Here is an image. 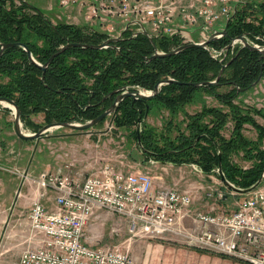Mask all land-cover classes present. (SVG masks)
I'll list each match as a JSON object with an SVG mask.
<instances>
[{
  "label": "trees",
  "instance_id": "16d2710c",
  "mask_svg": "<svg viewBox=\"0 0 264 264\" xmlns=\"http://www.w3.org/2000/svg\"><path fill=\"white\" fill-rule=\"evenodd\" d=\"M225 29L227 34L210 44L212 49L222 51L232 39L241 35L264 45V2L236 4ZM132 34L126 30L119 42L101 50L79 47L67 50L51 61L44 80L43 71L31 62L27 51L19 46L7 48L0 56V97L15 101L25 127L37 132L42 126L32 121L34 115L42 114L45 124L86 123L111 107L117 97L115 94L105 98L111 92L125 86L131 90L137 87L154 90L159 81L172 78L179 83L163 86L153 100L136 101L128 97L122 101L117 112L111 115L115 126L134 127L133 134L139 146L138 122L145 117L147 105L150 107L148 115L154 104L175 115L184 112L196 93L204 91L227 106L228 112L203 107L195 114L185 113V129L176 130L175 138L170 135L175 126L170 127L169 135H158L144 122L143 147L139 146L144 161L175 166L195 164L205 174H215L219 178L216 170L221 165L227 179L237 187L245 189L254 185L264 171V148L260 145L264 140V127L252 113H263L253 109L244 112L234 100L241 89L252 88L262 71L264 77L261 55L239 45L228 51L223 63L220 59L225 53L216 59L204 48H189L177 55L150 61L155 48L170 53L182 46L179 38L156 37L153 44L145 35L133 37ZM108 39V33L96 28L53 23L27 0H0V51L4 44L23 43L40 64L46 65L69 43L101 45ZM231 59L232 63L225 68L217 85L197 88L188 84L215 81ZM222 88L230 90L223 93L220 92ZM230 123L233 129L227 138L224 131ZM246 125L257 130L258 142L245 137ZM241 154L244 160L251 162L249 168L234 162V157Z\"/></svg>",
  "mask_w": 264,
  "mask_h": 264
},
{
  "label": "built area",
  "instance_id": "2783aa9c",
  "mask_svg": "<svg viewBox=\"0 0 264 264\" xmlns=\"http://www.w3.org/2000/svg\"><path fill=\"white\" fill-rule=\"evenodd\" d=\"M63 4L85 7V26L97 25L110 37L116 30L111 21L120 19L132 32L141 29L140 23L155 37H177L182 45L198 42L190 28L201 24L202 30H209L232 16L230 0H63ZM208 37L202 32L199 42ZM210 52L216 59L224 54ZM13 173L28 185L31 206L28 245L17 264H139L129 247L86 243V228L98 211L125 219L134 237L174 239L245 264H264V183L235 211L204 213L193 209L191 189L156 190L149 172L117 170L109 162L87 177L72 174L70 166L36 177L27 171ZM205 196L211 201L227 198L215 188ZM48 199L53 210L46 205Z\"/></svg>",
  "mask_w": 264,
  "mask_h": 264
},
{
  "label": "rangeland",
  "instance_id": "374dc122",
  "mask_svg": "<svg viewBox=\"0 0 264 264\" xmlns=\"http://www.w3.org/2000/svg\"><path fill=\"white\" fill-rule=\"evenodd\" d=\"M27 1L41 9L53 23L62 22L81 27L86 25L84 22L87 12L85 7L77 6L73 8L71 5L65 6L63 0ZM245 2L261 3L264 0H230L229 5L232 8V13L236 4ZM223 23H218L216 26L220 28ZM110 24L117 29L111 34L117 36L125 29L128 22L114 19ZM216 26L211 27L209 30H200L199 33L195 31L191 36L198 41L199 35L202 38V32H206L210 37L216 31L213 29ZM97 30L105 32L104 29L101 30L99 28ZM87 31L89 30L87 29ZM229 90V88H222L220 92L225 93ZM234 103L244 112L248 109L262 111L263 115L252 114L256 121L264 127V77L261 78L255 87L241 92L234 100ZM203 107L220 108L226 112L229 110L227 106L215 97L204 91H199L196 93L194 100L186 105L184 112L175 115H171L169 110L164 107L154 104V110L153 112L150 111L151 116L147 117L146 122L149 127L151 126L157 131L158 135L163 133L169 135L170 127L175 126V131L170 134L172 138H175L178 133L176 130L185 129L186 117L184 114H195L200 112ZM31 119L35 124L42 127L47 125L42 114L34 115ZM14 121L15 115L12 111L0 105V264H17L21 253L27 245L22 242L25 236L27 238L30 235L28 216L31 208L28 193L29 187L27 184L22 183L19 172L17 174L13 173L17 170L20 173L27 171L36 177L43 172H54L70 166L72 174L79 172L82 177H87L96 173L103 162H109L117 170L149 172L154 177V188L156 190L163 187H177L180 190L191 189L195 197L193 209L204 213L235 211L238 204L248 196V194L232 192L224 185L218 175L198 172L189 164L175 166L173 164L163 165L160 163L156 167L151 166V170H147L145 164H143L146 162L143 161L145 158L133 134L135 128H117L111 116L90 130L73 131L60 128L49 132L47 136L41 139L20 142L23 146L14 140L17 137L14 131ZM24 129L28 133L36 132L35 129L26 128L25 126ZM232 129L233 125L230 123L227 130L224 131L227 138L230 137ZM244 135L253 142L259 141L257 130L250 125H246ZM260 145L264 148V140ZM23 147H26V150ZM25 151L28 154H25ZM31 156L34 158L33 161ZM98 156L99 158H97ZM242 157L243 154L235 156L234 162L243 168H249L251 162L244 160ZM18 159L21 160L18 162ZM30 159L33 162L31 168L28 167ZM213 188L218 189V191L221 190L228 197L224 200L214 199V201L206 199L205 194ZM14 208H20L22 212L26 211V214L21 213L20 217L13 215L12 210ZM87 229L86 232L89 230V235L94 237V241L96 243L103 242V245L117 244L124 246L123 243H125L127 238L138 240V237L132 236L127 232L125 225L121 224H100ZM159 242L162 241L153 239V254L161 258L170 257L175 259V262L160 260L161 263L158 262V264H179V262L181 264H243L227 257L207 252H197L182 243L164 241L165 244H161ZM96 243L93 245L95 246ZM132 247L130 245V253L135 255ZM176 258H179V261Z\"/></svg>",
  "mask_w": 264,
  "mask_h": 264
},
{
  "label": "water",
  "instance_id": "95a60500",
  "mask_svg": "<svg viewBox=\"0 0 264 264\" xmlns=\"http://www.w3.org/2000/svg\"><path fill=\"white\" fill-rule=\"evenodd\" d=\"M141 27L140 30L133 32L132 36L136 37L139 34L145 35L147 36L152 43L154 44V39L156 38L154 35H152L145 27L141 26L140 23H138ZM130 27V24L126 26V29L120 33V35L110 38L107 41H105L103 44L101 45H90V44H72L69 43L63 47H61V49L54 54L50 60L47 62L46 65H42L40 64L33 56L32 52L28 49L27 45L23 44V43H8V44H4L2 45L1 51H0V56L3 54L4 50H6L7 48H12V47H22L25 51H27L29 59L31 60V62L36 65L37 67H39L42 71H43V76H42V80H44L45 78V74H46V70L49 67L51 61L59 56L60 54L66 52L67 50L71 49V48H84V49H97V50H101L104 48H108L110 45L119 42L124 35V32L126 30H128ZM227 34V30L224 29L222 31H215L214 33H212V35H210V37L204 41V42H196V43H188L185 45H182L176 49H174L172 52L170 53H165V52H161L158 49L155 48V52L154 54L149 58V60H154V59H158V58H165V57H170V56H174L177 55L181 52H183L186 49L189 48H204L208 51H212V47L210 46V44L213 41H216L220 38H222L223 36H225ZM242 45L243 47H247L248 49L259 53L261 55V58L264 59V45H260L255 43L254 41L250 40L247 36L245 35H241L237 38L232 39L231 43L222 50V53H225L224 57L220 60V62H224L227 55H228V51L231 49H235L236 46ZM233 59H231L227 64H225L223 66V68L221 69L219 76L217 77V79L215 81H207L204 83H188L189 85H193L194 87L200 88V87H210L212 85H217L219 83V79L222 76L225 68L230 65L232 63ZM263 77V71L259 77V79L257 81H255L251 87H255L261 80V78ZM179 82L172 79V78H168V79H164L161 80L157 83V85L155 86L154 90H144L143 88L137 87L136 90H131L130 87L125 86L119 90L113 91L111 92L109 95H107L105 98L111 97L115 94H117V97L115 98L114 102L112 103L111 107L109 109H107L104 113H102L101 115H99L98 117H96L95 119H92L86 123H81V122H64V123H51V124H47L44 127H42L38 132L35 133H28L26 132V130L24 129V122L22 120V112L19 108V106L16 104L15 101L9 99V98H4V97H0V105L8 108L12 111V113L15 115V121H14V131L15 134L17 135L18 138H20L21 140L24 141H31V140H38L41 139L45 136H47L49 134V132H52L54 130L60 129V128H66V129H70L73 131H87L90 130L92 128H94L95 126H98L100 123H102L107 117L113 115L115 112H117L119 105L122 101H124L126 98L130 97L136 101H145L148 102L150 100H153L155 97H157L163 86L168 85V84H178ZM249 88L246 89H241L242 92L247 91ZM149 105L146 106V113H145V117L143 119H140L138 122V144L141 147H143L142 145V124L144 122H146V119L148 117V113H149ZM159 163L157 161L154 160H150L149 161V165L152 164H156ZM216 173L219 174L222 182L224 183V185L230 189L232 192H236V193H240V194H249L253 191H255L256 189H258L263 183H264V171L261 174L260 179L251 187L249 188H240L237 187L236 185H234L233 183H231L226 175L224 174L221 165L220 167L216 170Z\"/></svg>",
  "mask_w": 264,
  "mask_h": 264
},
{
  "label": "crops",
  "instance_id": "0c3cea01",
  "mask_svg": "<svg viewBox=\"0 0 264 264\" xmlns=\"http://www.w3.org/2000/svg\"><path fill=\"white\" fill-rule=\"evenodd\" d=\"M84 22H85V24H87V22H86V20H85V18H84ZM216 25H218V24H216ZM215 25V26H216ZM92 27H94V28H96V29H99V27L97 26V25H95V26H92ZM116 28V27H115ZM101 29V28H100ZM125 29H126V27H125ZM124 29V30H125ZM214 30H216V31H222V30H224L225 29V24L223 23L222 25H220V28L219 27H214L213 28ZM102 30V29H101ZM123 30V31H124ZM129 30V29H128ZM200 30H202V25L200 24L199 26H196V27H194V28H191L190 29V32H191V34L193 33V32H200ZM116 31H117V29H116ZM123 31H121L120 33H122ZM120 33L119 34H117V36L118 35H120ZM113 37H116V36H113ZM113 37H110V38H113ZM202 38H200V35H199V39H198V42L201 40ZM154 110V109H153ZM153 110H152V112H153ZM148 116H151L150 114L148 115ZM16 135V134H15ZM17 136V135H16ZM14 140H15V142L17 143H19V145H21V146H23V144L22 143H20V142H28V141H24V140H21L20 138L18 139V137H15L14 138ZM91 147V146H90ZM24 148V150H26V147H23ZM20 152V151H19ZM17 153H18V151H17ZM25 154H28L26 151H25ZM20 156H21V153H20ZM21 158H22V156H21ZM97 158H99V156L97 157ZM31 159H32V161L34 160V158L31 156ZM31 159H30V163L28 164V167L29 168H31V165H32V161H31ZM21 159H18L17 161L19 162ZM17 161H16V163H17ZM143 161H144V159H143ZM104 163V162H103ZM149 161H146V162H144L143 164H145V168L147 169V170H151L152 169V167L151 166H154V167H156V166H158V164H160V163H156V164H152V165H150L149 166ZM164 165V164H163ZM190 165V164H189ZM147 166V167H146ZM59 170V169H58ZM57 171V170H56ZM71 171H72V169H71ZM76 174H81V173H79V172H76ZM89 176V175H88ZM46 205L48 206V208L49 209H51V210H53L55 207H54V205H53V202L51 201V200H47L46 201ZM26 211H24V212H22V209H20V208H14L13 210H12V213H13V215H16V216H18V217H20V214L21 213H23V214H26L25 213ZM28 216H29V214H28ZM109 223H111V224H113V223H116V224H118V225H125V227L127 228V232H129L128 231V223H127V221L125 220V219H122L121 217H119V216H117V215H113V214H110V213H107V212H105V211H98V212H96V214H95V216L91 219V221L89 222V226H87V228L89 229L91 226H96V225H100V224H109ZM17 226V225H16ZM86 228V229H87ZM87 229V230H88ZM29 231H30V224H29ZM90 233H89V230L87 231V232H85V241H86V243H88L90 246H94L93 244L94 243H96V241H94L95 239H94V237L93 236H91V235H89ZM29 236V235H28ZM28 236H27V238H26V236H25V238H24V240H23V244H27L28 245ZM138 240H136V239H131V238H127L126 239V241H125V243H123L124 244V246L125 247H129V249H130V245H131V247H132V251L133 252H135V255H133L134 257H135V259L137 260V262L139 263V264H158V262H160L161 263V261L160 260H164V261H168V262H175V259H172V258H170V257H163V258H161L160 256H156V255H154L153 253H154V246L152 245V241H153V239H151V238H147V237H138L137 238ZM157 240H159V241H162V242H159V243H161V244H165V242L164 241H171V242H177V243H181V242H179V241H176V240H174V239H157ZM183 244V243H182ZM27 245H26V247H27ZM106 245H115V244H104L103 245V242H98V243H96V245L95 246H97V247H101V246H106ZM185 245V244H184ZM94 246V247H95ZM186 246V245H185ZM188 247V246H187ZM188 248H190V247H188ZM190 249H193V248H190ZM194 250H196L197 252H204V251H200V250H197V249H194ZM208 253V252H207ZM178 261H179V258H176ZM183 263V262H182ZM179 264H181L180 262H179ZM243 264H245V263H243Z\"/></svg>",
  "mask_w": 264,
  "mask_h": 264
},
{
  "label": "flooded vegetation",
  "instance_id": "af4514ba",
  "mask_svg": "<svg viewBox=\"0 0 264 264\" xmlns=\"http://www.w3.org/2000/svg\"><path fill=\"white\" fill-rule=\"evenodd\" d=\"M263 45V44H262Z\"/></svg>",
  "mask_w": 264,
  "mask_h": 264
}]
</instances>
